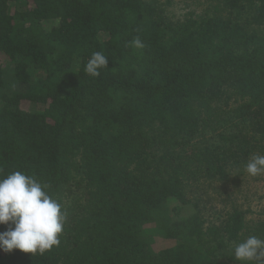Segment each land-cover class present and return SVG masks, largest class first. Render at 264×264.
Returning a JSON list of instances; mask_svg holds the SVG:
<instances>
[{"label": "trees", "instance_id": "1", "mask_svg": "<svg viewBox=\"0 0 264 264\" xmlns=\"http://www.w3.org/2000/svg\"><path fill=\"white\" fill-rule=\"evenodd\" d=\"M167 11L0 0V176L35 177L66 213L58 247L0 264H239L237 243L264 240V174L244 171L264 155V0Z\"/></svg>", "mask_w": 264, "mask_h": 264}, {"label": "clouds", "instance_id": "2", "mask_svg": "<svg viewBox=\"0 0 264 264\" xmlns=\"http://www.w3.org/2000/svg\"><path fill=\"white\" fill-rule=\"evenodd\" d=\"M132 47L143 49L139 36L130 41ZM108 57L103 52H93L84 71L99 77L107 68ZM252 177L264 174V155H254L244 166ZM47 185L35 177L14 171L0 176V225L7 231L0 232V250L44 255L60 245V235L66 222L62 205L45 191ZM234 259L239 264H264V240L249 236L233 248Z\"/></svg>", "mask_w": 264, "mask_h": 264}, {"label": "rangeland", "instance_id": "3", "mask_svg": "<svg viewBox=\"0 0 264 264\" xmlns=\"http://www.w3.org/2000/svg\"><path fill=\"white\" fill-rule=\"evenodd\" d=\"M163 3H165L166 7H167V14L169 16H173L176 14H182L184 12H193V11H201V9L203 8L204 4L206 3V0H162ZM26 105V104H22V107L24 109H30V107ZM31 111H32V107H31ZM248 190H250L249 188H253L254 185L253 184H246L245 186ZM245 194H249V192H245V193H241L238 194L237 197L239 198V202L241 204H244L245 202V198H247L245 196ZM237 198V199H238ZM252 205V211L253 212H259L260 211V206L257 203V201L253 198H247ZM251 218V217H250ZM161 240L159 237H155L154 238V244L153 247L154 248H159L161 247Z\"/></svg>", "mask_w": 264, "mask_h": 264}]
</instances>
